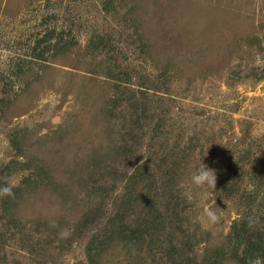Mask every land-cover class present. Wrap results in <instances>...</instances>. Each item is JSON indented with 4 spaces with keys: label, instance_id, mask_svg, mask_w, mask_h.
Segmentation results:
<instances>
[{
    "label": "rangeland",
    "instance_id": "rangeland-1",
    "mask_svg": "<svg viewBox=\"0 0 264 264\" xmlns=\"http://www.w3.org/2000/svg\"><path fill=\"white\" fill-rule=\"evenodd\" d=\"M3 186L0 264H264V0H0Z\"/></svg>",
    "mask_w": 264,
    "mask_h": 264
},
{
    "label": "clouds",
    "instance_id": "clouds-1",
    "mask_svg": "<svg viewBox=\"0 0 264 264\" xmlns=\"http://www.w3.org/2000/svg\"><path fill=\"white\" fill-rule=\"evenodd\" d=\"M191 183L197 187H210L215 189L216 187V176L213 170L208 169L204 164L200 163V166L191 175ZM11 186L0 187V197L13 196ZM204 215L207 217L210 223H217L220 219L218 214L211 208H205ZM251 264H261L259 259L251 261Z\"/></svg>",
    "mask_w": 264,
    "mask_h": 264
},
{
    "label": "trees",
    "instance_id": "trees-1",
    "mask_svg": "<svg viewBox=\"0 0 264 264\" xmlns=\"http://www.w3.org/2000/svg\"><path fill=\"white\" fill-rule=\"evenodd\" d=\"M59 51V50H58ZM61 52V51H60ZM62 53V52H61ZM64 55V54H63ZM262 242V241H261ZM259 240L256 239V243H253V246L257 247L258 249H260L261 251H264V245H261V243ZM263 246V247H262Z\"/></svg>",
    "mask_w": 264,
    "mask_h": 264
}]
</instances>
